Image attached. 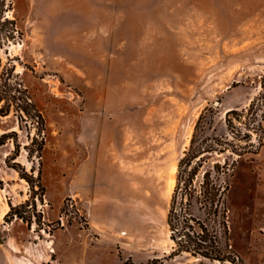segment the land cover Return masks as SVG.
<instances>
[{
  "label": "rangeland",
  "instance_id": "obj_1",
  "mask_svg": "<svg viewBox=\"0 0 264 264\" xmlns=\"http://www.w3.org/2000/svg\"><path fill=\"white\" fill-rule=\"evenodd\" d=\"M11 1L23 34L3 65L45 120L0 115L12 136L0 146V248L13 264H264V133L241 156L208 153L198 171L235 161L234 262L171 256L167 224L202 112L210 137L232 141L226 112L260 91L264 0Z\"/></svg>",
  "mask_w": 264,
  "mask_h": 264
},
{
  "label": "trees",
  "instance_id": "obj_2",
  "mask_svg": "<svg viewBox=\"0 0 264 264\" xmlns=\"http://www.w3.org/2000/svg\"><path fill=\"white\" fill-rule=\"evenodd\" d=\"M12 3L11 0H0V115H9L14 108L21 122L32 117L44 126L42 111L24 84L22 76L15 73L16 66L3 65L2 48H5L10 41H14L18 35L23 34L17 18L12 19L7 15ZM208 110L207 107L202 112L197 124L198 128L201 123V143L196 144L198 140L194 135L189 151L179 163L177 182L167 215L170 237L174 243L171 256L186 252L194 257L212 261L234 262L235 253L229 238L227 192L235 161L231 163L226 160L225 164L216 162L205 169L201 177L198 176V171L199 167L203 166L208 153L224 152L227 150L226 145H230L232 151L239 156L246 153L254 133L258 136L259 145L262 144L264 73L260 79V91L249 106L241 111L226 112L227 125L232 129L233 140L244 141L245 145L234 143L233 140L228 141V138L223 136L210 137L205 131L207 124L211 125L206 119ZM235 120L245 125L247 130L245 133L241 127L235 125ZM11 137L9 132H0V146L5 145ZM44 140L43 137L39 150L43 149Z\"/></svg>",
  "mask_w": 264,
  "mask_h": 264
},
{
  "label": "crops",
  "instance_id": "obj_3",
  "mask_svg": "<svg viewBox=\"0 0 264 264\" xmlns=\"http://www.w3.org/2000/svg\"><path fill=\"white\" fill-rule=\"evenodd\" d=\"M121 1V0H118ZM151 19V16L149 17ZM13 250L10 249L8 243L0 248V264H13Z\"/></svg>",
  "mask_w": 264,
  "mask_h": 264
}]
</instances>
